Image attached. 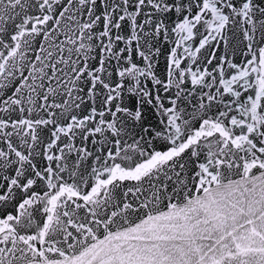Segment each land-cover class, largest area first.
Here are the masks:
<instances>
[{
	"label": "snow or ice",
	"instance_id": "1",
	"mask_svg": "<svg viewBox=\"0 0 264 264\" xmlns=\"http://www.w3.org/2000/svg\"><path fill=\"white\" fill-rule=\"evenodd\" d=\"M0 264H264V0H0Z\"/></svg>",
	"mask_w": 264,
	"mask_h": 264
}]
</instances>
